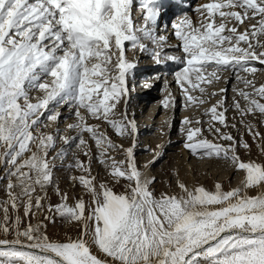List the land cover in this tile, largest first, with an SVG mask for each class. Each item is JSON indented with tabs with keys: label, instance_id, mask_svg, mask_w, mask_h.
I'll return each mask as SVG.
<instances>
[{
	"label": "rangeland",
	"instance_id": "374dc122",
	"mask_svg": "<svg viewBox=\"0 0 264 264\" xmlns=\"http://www.w3.org/2000/svg\"><path fill=\"white\" fill-rule=\"evenodd\" d=\"M1 3L0 55L15 52L0 65V244L50 248L71 264H173L222 231L264 229V66L212 73L226 63L213 56L264 62V4H216L162 22L160 12L151 26L153 15L132 3L122 47L72 25L68 52L47 35L58 15L38 21V1ZM46 147L51 166L40 174L33 160ZM140 173L153 179L143 190ZM207 247L186 264H264V237L230 233ZM25 252L0 249V264H52Z\"/></svg>",
	"mask_w": 264,
	"mask_h": 264
},
{
	"label": "bare ground",
	"instance_id": "6f19581e",
	"mask_svg": "<svg viewBox=\"0 0 264 264\" xmlns=\"http://www.w3.org/2000/svg\"><path fill=\"white\" fill-rule=\"evenodd\" d=\"M32 2V1H38V4H41L42 6V9L38 11V9L40 8H36L38 12H36V17H38V21L41 20H45V19H51V16H56L57 18V15L59 16V19H57L56 21L52 22V23H49V25L47 24L48 28H49V32L47 35H52L53 39H56L57 38V41L58 43L61 44L60 46V49H63V50H66V51H70V52H73L74 51V45L72 46L71 44L73 43L74 44V39L71 37L70 33L72 34V31H71V27L72 25L73 26H78L83 32L85 35H87L88 37L90 38H94L95 41H104L105 44H107V39H108V35L110 36L111 34L112 35H115L118 39H119V44H121V47L123 45V42H124V39L125 37H129V36H124V33H123V30H122V27H124V25H128V27H130V23H131V20H130V13L132 12V3H140V5H143V0H29V2ZM65 1V7H62L61 6V2ZM193 1L191 2V0H187V3L189 4V7H188V12H196L197 10H201L203 7H207V8H213L215 7L216 4H219L221 5L222 7L223 6H227L228 4V7L235 11L237 10V4H238V1L241 3V4H244V5H249V6H254L256 4H259L261 5L260 3L264 4V0H261L258 2V0H228V2H226L227 0H222V2L220 1H215V2H212L213 0L211 1H208V0H203V2H201L199 5H196L195 7H193ZM197 1V0H196ZM44 2H45V5H44ZM225 2L227 4H225ZM237 2V3H236ZM233 5V7L231 6ZM35 6V5H34ZM211 6V7H210ZM231 6V7H230ZM263 6V5H262ZM2 7V3H1V0H0V9ZM38 7V6H36ZM256 7V6H255ZM6 8V7H5ZM67 8H70L72 10V17L70 18L69 17V11L65 12V9ZM144 8V7H143ZM146 8V6H145ZM197 8V9H196ZM201 8V9H199ZM259 8V7H258ZM141 10V9H140ZM139 10V11H140ZM175 10V9H174ZM35 11V10H34ZM33 11V12H34ZM110 11V14H111V18L110 20L108 21V23H105L104 19L105 18V15H106V12H109ZM145 12H147L149 15H153L151 17V26H156V22H157V18L161 12V22L162 20H164L165 18H167L171 12H172V7L171 5H169V10H168V13H166L165 11H162V9L160 7L158 8H146V10L143 12V15L145 14ZM184 12V11H183ZM140 13V12H139ZM165 13V14H164ZM198 13V12H197ZM142 15V16H143ZM167 15V16H166ZM35 16V15H34ZM163 16V17H162ZM191 16V15H190ZM68 17L70 18L69 20ZM144 19V18H143ZM149 19V17H148ZM46 20V21H47ZM45 21V22H46ZM44 22V21H43ZM107 22V21H106ZM144 22V21H143ZM263 24H264V21H262ZM149 24V23H148ZM19 25V24H18ZM18 25H14V26H17ZM62 25V26H61ZM264 26V25H263ZM47 28V27H46ZM249 30H252L250 28H248ZM13 30V29H12ZM11 30V31H12ZM14 32V31H13ZM156 32V30H155ZM12 33V32H11ZM9 34H10V31H7L6 34L4 35V40L3 42H6L8 41V38H9ZM60 34H63L62 37H60ZM12 35V34H11ZM1 37V36H0ZM46 37V36H45ZM170 38L166 36L165 33L162 32V35L159 37V40H164V39H168ZM178 41H175V42H172V43H169V44H177ZM4 45V44H3ZM120 46V45H119ZM171 46V45H170ZM15 47V46H14ZM59 47V46H58ZM166 47V46H165ZM3 48V47H2ZM19 48V46L17 47V49ZM6 49V48H3L2 51ZM170 49L172 48H165L166 52H170ZM260 47H258V49L256 50V54L259 55V56H262L264 54V52L262 50H259ZM174 50V49H173ZM5 52H3L4 54H7V56L5 58L1 57L0 55V65H7L9 63V61L13 58L12 54L15 52L14 49L12 50H4ZM62 51V50H61ZM11 55V56H10ZM220 57V56H219ZM211 58V57H209ZM228 59L230 57H227V56H224V57H221V58H218V57H214L213 56V59H222L223 61H219V62H226L222 65H216V69L212 72L215 76H219L220 75V71H218L217 69H226V70H237L239 69L240 67H249L247 69L249 70H252V72L254 71V69H256L257 67H260L259 64L263 65L264 66V62H260V61H257V60H243V61H224V59ZM42 60V59H41ZM240 60V59H239ZM242 60V59H241ZM3 62V63H2ZM67 62V61H66ZM2 63V64H1ZM65 62L63 63V65L65 66ZM205 64V63H204ZM217 64V63H216ZM207 65H211V63H207ZM205 66V65H204ZM66 67V66H65ZM64 67V68H65ZM246 67L244 69H246ZM172 68L171 67H167V68H163V70L165 71H170ZM241 69V68H240ZM15 71V69H14ZM145 71V70H143ZM142 72V71H141ZM6 73V72H5ZM150 73V72H149ZM7 75L10 76V79H9V83L11 81L12 84H14L15 86L17 84H19L20 82V79L18 78V72H9L7 71ZM229 77V76H228ZM226 78L225 79V83H228L229 81V84L228 86L230 87V84L232 82V78ZM241 78V77H239ZM234 79V78H233ZM238 79V78H237ZM32 80V79H31ZM8 83V85H9ZM225 88H226V85H225ZM213 93V92H212ZM141 99V98H140ZM117 99H115V101H117ZM145 100V99H144ZM143 100V101H144ZM148 101L149 99L147 98L145 100V104H148ZM134 102V101H133ZM3 103V101H0V105ZM43 103H44V100H43ZM13 106V105H12ZM18 108V107H17ZM15 109V112L17 114H15V116L19 115L20 112L18 111V109ZM14 109V108H13ZM14 112V113H15ZM106 112V111H105ZM59 115H62V114H59ZM111 115V114H110ZM166 116H168V114L164 113L162 115V117L160 118V123L164 122V118H167ZM171 116V115H169ZM171 120L172 118L170 117V121L166 124V126L164 125V123L162 125H164L167 129L170 128V125H171ZM166 123V122H165ZM103 124V123H102ZM154 125V124H153ZM152 124H149L148 127L144 130L143 134H149V133H152V131L154 130V126ZM161 125V124H159ZM176 126H174V129H175ZM56 128V123L55 124H52V127L51 129H54ZM17 129V127H15V130ZM1 130V129H0ZM48 133V132H47ZM49 137V136H48ZM47 138L45 141L46 143L48 144L49 142V145L52 143V140L53 138ZM252 140V139H251ZM250 140V141H251ZM253 142V141H252ZM55 142H53L54 144ZM250 143V142H249ZM46 145V144H44ZM106 145L108 144H105L104 142H101V147L104 149L106 148ZM256 146V145H255ZM149 147H153V146H149ZM172 149L171 147H167V149L165 148V153H160L158 156H159V159L153 164L155 167L158 166V164H160V162L163 160V158L166 156V150H170ZM89 150V149H88ZM256 151V150H255ZM47 152V147L46 148H43L42 151H40V153L37 155V160H33L36 165L38 166V169H39V172L40 174H44L46 171L49 170L50 166L48 163L47 164H44L41 160V157H44L45 156V153ZM82 152V151H81ZM84 153V152H83ZM82 153V154H83ZM94 153V152H93ZM257 153V151H256ZM43 154V155H42ZM258 154V153H257ZM81 155V153H80ZM44 159V158H43ZM101 159H104V158H101ZM79 163L83 162L82 160H78ZM116 168V167H115ZM118 169V168H117ZM147 173V172H146ZM141 175L138 176V187L141 188L142 190L145 188V185L146 183L148 184V182H150L151 180H153L151 178V176H147L146 174H143L140 173ZM228 177V176H226ZM253 177V176H252ZM226 179V178H224ZM231 179V176H229L226 180V182H228L229 180ZM252 179V178H251ZM255 180V179H254ZM188 196H190V198H192L193 200V203H198L199 201L203 200L202 199V195H200L201 193H195V192H192V191H189L188 193ZM226 196V195H224ZM106 198V197H105ZM107 199V198H106ZM109 199V198H108ZM108 201V200H106ZM117 202V201H116ZM115 202V203H116ZM122 202V201H121ZM110 203V202H109ZM108 204V203H107ZM106 205H104L103 207H105ZM109 206V205H108ZM86 207V206H85ZM98 207V206H97ZM96 207V224H98L100 227H102V229L104 230V226L106 225V221H104L105 216H103L100 212H99V209ZM100 207V206H99ZM109 208H112L109 206ZM116 208V207H115ZM107 209V207H106ZM114 209V208H113ZM109 212H110V209H108ZM117 210V209H116ZM115 211V210H113ZM116 212V211H115ZM107 214V213H106ZM105 214V215H106ZM113 214H117V213H113ZM111 215H112V209H111ZM115 216V215H114ZM109 217V216H108ZM108 220V219H107ZM109 221V220H108ZM107 226V225H106ZM122 227V226H121ZM107 229V228H106ZM235 230V229H233ZM106 231V230H105ZM104 231V232H105ZM223 233L220 232L218 233L214 238H212V240L214 239H217L215 240L216 242L219 240V238H221L223 235H221ZM245 234H246V231H243L242 229L239 228V226L236 228V230L234 232H232V235H235V236H240L241 238L245 237ZM225 235V234H224ZM218 236H220L218 238ZM211 240L208 242V243H205V244H210ZM204 244V245H205ZM214 244V242H213ZM211 244V245H213ZM216 244V243H215ZM203 245V246H204ZM24 247H22L23 249H29L27 250L25 253H30V254H33L34 256L36 257H43L45 255H38L36 254L35 252H32L30 251L31 249H38L34 246H31V245H22ZM202 247V246H201ZM208 248V247H207ZM210 248V246H209ZM39 250H48V254H50L49 252H52L53 254L57 255L56 253H54L52 251V249L50 248H44V249H39ZM24 254V253H23ZM187 255V252L184 253V252H181L180 254H178L175 258V261L173 262V264H181L185 258V256ZM59 256V255H57ZM61 257L66 263L68 264H71L67 259H65L64 257H62L61 255L59 256ZM50 260V262L52 264H61L60 262L56 261L55 259H52L51 256L48 255V257H46Z\"/></svg>",
	"mask_w": 264,
	"mask_h": 264
},
{
	"label": "water",
	"instance_id": "95a60500",
	"mask_svg": "<svg viewBox=\"0 0 264 264\" xmlns=\"http://www.w3.org/2000/svg\"><path fill=\"white\" fill-rule=\"evenodd\" d=\"M235 230H229V231H225V232H223L221 235H223L224 236V234L225 235H228V234H230V233H232V232H234ZM245 235H247V236H258V237H264V229H260V230H256V231H254V232H252V231H246V234ZM220 236H218V238H219ZM215 240H217V239H214V240H211V242H210V244H213V242H216ZM209 244V245H210ZM208 246V244H205L204 246H202V247H200V248H198V249H196V250H192L191 252H189L186 256H185V258H184V260H183V262L181 263V264H186L187 262H188V260H189V258H190V256L192 255V254H194L195 252H197L198 250H202V249H204L205 247H207ZM22 247H24V246H22V244H18V243H14V242H8V243H5V244H0V249H9V248H17V249H21V250H29V249H23ZM30 251H32V252H35L36 254H38V255H49V256H51L52 258H54L56 261H58V262H60L61 264H68V263H66L61 257H59V256H57V255H55V254H53L52 252H49L50 254H48V250H39V249H36V250H34V249H31Z\"/></svg>",
	"mask_w": 264,
	"mask_h": 264
}]
</instances>
